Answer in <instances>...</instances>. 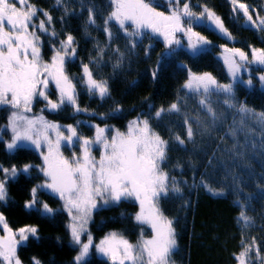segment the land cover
Here are the masks:
<instances>
[{"label":"trees","instance_id":"obj_1","mask_svg":"<svg viewBox=\"0 0 264 264\" xmlns=\"http://www.w3.org/2000/svg\"><path fill=\"white\" fill-rule=\"evenodd\" d=\"M146 1L159 7L157 0ZM238 1L248 6L255 19H264V0ZM30 3L41 10L39 15L43 19H46L44 12L52 16L51 28L58 34L56 37L48 33L43 35V52L47 59L53 55L52 45L59 39L69 33L75 39L77 55L66 61L65 72L76 84L77 102L86 111L76 112L66 104L51 113L58 124L72 125L80 135L92 138L93 125L108 126L113 133L117 129L125 132L129 121L147 113L154 116L155 110L178 104L179 112H165L159 119H150L152 128L169 142L167 159L161 167L175 178L181 189L179 193L169 191L159 200L161 211L173 221L175 230L176 249L171 254L172 261L175 264H237L234 254L242 251V242L250 244L255 239L262 259L253 254L252 264H264V123L250 113L238 111L243 104L256 113L264 112V90L257 76L264 74V66L254 68L256 76L251 89L240 82L236 84L232 101L236 107L233 108L223 103V93L204 94L201 98L184 87L189 69L193 73H211L220 84L231 83L216 53L222 46L247 51L264 49V26L250 25L241 12L233 13L230 0H190L194 12L199 13L207 6L219 15L232 38L222 37L205 25L194 24L193 29L211 44L197 54L176 46L175 52L169 55L163 40L150 32L130 38L115 21L107 25L112 33L109 38L104 22L112 11L110 0H63L61 5H57L56 0H30ZM88 7L93 8L95 15V23L91 25L86 23ZM133 39L135 47H132ZM100 49L103 55L96 59ZM158 62L159 71L153 79L151 73ZM82 63L89 64L96 79L107 81L108 96L101 99L89 95L79 83ZM49 87L55 99L56 92L51 84ZM202 99L205 104H201ZM117 107L119 112L115 111ZM209 107L215 116L208 111ZM8 114V108L1 106L0 137L4 141L11 136L10 129L5 127ZM186 119L193 129L190 140ZM177 134L184 139L183 145L175 141ZM65 151L70 152L67 148ZM28 163L40 165L42 158L27 146L9 152L0 142V164L19 167ZM202 177L210 178L214 188H223L224 195L208 192L200 184ZM44 179L33 169L30 176L21 174L10 180L6 186L9 199L0 203V213L13 230L26 225L39 230V240L30 237L17 248L22 264H33V257L41 264H74L77 250L71 244L68 214L57 210L53 217L44 216L24 207L30 199V189ZM37 198L55 208L61 204L58 197L47 191H38ZM237 201L245 205L243 210L252 218L248 227L238 223L242 209ZM138 209L137 203L129 199L95 210L89 230L96 240L115 231L136 241L141 237L142 228L147 231L143 235H150L149 228L135 220ZM84 264L111 263L93 252Z\"/></svg>","mask_w":264,"mask_h":264},{"label":"snow or ice","instance_id":"obj_2","mask_svg":"<svg viewBox=\"0 0 264 264\" xmlns=\"http://www.w3.org/2000/svg\"><path fill=\"white\" fill-rule=\"evenodd\" d=\"M62 2L63 0H56L57 5ZM230 2L233 13L241 12L247 22L256 23L246 4L239 3L238 0ZM168 3L169 12L165 14L157 11L151 2L146 0H110L112 11L104 22V31L111 38L112 33L107 27L110 21H115L130 38L140 37L143 30H150L152 34L163 37L169 55L182 43L177 37L178 33L186 37V47L193 53L211 44L206 37L193 31L194 24L205 25L222 37L232 38L223 19L207 6H203L197 13L192 10L190 0H168ZM39 11L41 10L32 5L30 0H0V106L10 109L5 127L11 131L9 140L4 141L3 137H0V142L4 143L9 152L25 145L31 146L42 158L40 165L28 163L19 167H4L0 164V203H6L9 199L6 186L10 180H15L21 174L30 176L32 170L36 169L45 179L30 189V199L25 202L24 207L44 216L55 214V209L37 198L38 191H47L63 201V209L70 217L68 228L71 243L79 247L74 264H84L93 246L98 253L111 261V264H171L170 257L176 247L175 230L173 221L161 211L159 200L169 191L179 193L181 189L175 178L170 177L161 167L167 159L169 142L152 128L150 119H159L165 112H179L178 104L173 103L168 109L161 107L155 110L154 116L147 113L129 121L126 132L117 129L110 139L108 126L93 125L94 136L86 138L72 125H60L45 119L43 115H26L32 111V103L36 98L45 101V109L48 111L55 112L66 104L76 112L86 111L81 109L77 102L76 84L65 72L66 60L77 55L75 39L70 33L64 39H59L52 45L53 55L50 61L45 62L41 55V40L37 30L52 37L58 34L51 28L52 16L49 13L44 12L46 19L35 22ZM87 11L86 23L94 24L93 8L88 7ZM259 25L264 26V19L259 20ZM132 47H135L134 39ZM222 47L223 63L233 82L238 79L241 69L246 68L248 64L264 65V49L253 48L252 59L249 60L248 55L238 48ZM102 55L103 49H100V55L96 59ZM158 71L159 62L158 67L151 73L153 79ZM82 73L79 83L89 95L101 99L109 95L107 81L96 79L89 64L82 63ZM188 75L189 78L184 84L186 89L203 94L223 93V103L230 108L236 107L232 103L233 83L220 84L207 72L198 75L189 69ZM259 81L264 87V74L259 76ZM244 83L251 86V76ZM50 84L54 85L57 91L56 100L48 95ZM201 104H205L204 99ZM45 109H41V112ZM115 111L119 112L120 108L117 107ZM208 111L215 116L211 107ZM238 111L250 113L259 122L264 123V112L256 113L243 104L239 106ZM185 123L187 138L190 140L193 137V129L187 119ZM62 129L68 134L65 135ZM174 139L179 145L185 143L178 134ZM62 144L70 148L78 144L80 155L73 152L71 158L65 157L61 152ZM93 145L101 148L99 159L92 155ZM209 179L202 177L200 184L212 195H224V189L214 188ZM124 199H135L139 202L140 211L136 213L135 220L150 226L153 233L151 238L145 239L141 233V238L132 243L122 235L112 232L93 245L92 236L87 233V241H82L81 237L87 232L86 226L93 210L103 205L118 204ZM237 203L242 209L238 223L248 227L252 218L243 210L245 205L240 201ZM0 226L4 233L0 235V264H22L17 256V247L27 242L30 237L39 240L38 228L26 225L13 230L3 213H0ZM242 245V251L234 254L237 264H252L253 254L262 259L255 239L250 244L242 242ZM33 264L41 262L33 257Z\"/></svg>","mask_w":264,"mask_h":264},{"label":"rangeland","instance_id":"obj_3","mask_svg":"<svg viewBox=\"0 0 264 264\" xmlns=\"http://www.w3.org/2000/svg\"><path fill=\"white\" fill-rule=\"evenodd\" d=\"M146 2H148V1H146ZM239 3H241L240 1H238ZM157 3H158V5H159V7H157V6H154L153 5V7H155L156 9H157V11H161V12H164L165 14H168V12H169V3H168V0H157ZM18 7H19V5H17ZM40 19H43L40 15H39V12L37 13V17L35 18V22H38ZM261 18H257V19H255L254 17H253V20L254 21H256V23L255 24H253V23H251V22H247V23H249L250 25H253V26H256L258 23H259V20H260ZM130 24V23H129ZM31 30V29H30ZM193 31H195L194 29H193ZM145 32H150L151 33V31L150 30H143V34L145 33ZM196 32V31H195ZM37 34L40 36V40H41V55H42V58H43V60L45 61V62H48V61H50V59H47L46 58V56H45V54H44V52H43V35L44 34H46V33H41V32H39V30H37ZM152 34V33H151ZM154 35V34H153ZM154 36H156L157 38H159V39H161V40H163V37H161V36H159V35H154ZM177 37L181 40V45H179V46H183V47H185L187 50H189L187 47H186V43H187V40H186V37H184L183 36V34H181V33H178L177 34ZM208 46H205V48H207ZM225 47H227V48H229V49H231V48H237V47H231V46H225ZM204 48V49H205ZM238 49H240V48H238ZM240 50H242V51H244L247 55H248V58H249V60H251L252 59V50H250V51H247V50H243V49H240ZM192 54H197V53H199L200 52V50L199 51H197V52H195V53H193L191 50H189ZM222 54H223V47H221V50H220V52H218V53H216V57L223 63V59H222ZM67 61V60H66ZM66 63V62H65ZM223 65H224V63H223ZM259 66H264V65H259V64H256V63H251V64H248L247 66H246V68H244V69H241V72H240V74H239V77H238V79L235 81V82H233L232 81V78H231V76H230V74L228 73V71H227V67H226V65H224V67H225V69H226V71H227V73H228V75L230 76V78H231V83H233V85H234V88H235V86H236V84L238 83V82H240V83H242L244 86H246L247 88H249V89H251L252 88V86H253V83H252V85L251 86H248L246 83H244V81H247V79L249 78V76H251V78H252V81L254 80V76H256V74H255V71H254V68H257V67H259ZM196 74H201V73H196ZM258 76V83H259V86L261 87V89H263L264 90V87H262V85H261V83H260V81H259V76L260 75H257ZM53 88H54V90H55V92H56V96L58 95L57 94V91H56V89H55V87H54V85H51ZM190 91V90H189ZM191 92H193V93H196V94H199V95H201V98H204V94L202 93V92H196V91H191ZM48 95H49V97L51 98V99H53V100H56L57 99V97L54 99L52 96H51V91H50V87H49V89H48ZM37 102V103H36ZM35 103H36V106H35ZM1 107V106H0ZM41 109H45V101H43L42 99H40V98H36V99H34V101H33V103H32V111L30 112V113H26V115H28V116H36V115H43L44 117H45V119H47V120H49V121H52V122H55V123H59V122H56L54 119H52V114L54 113V112H52V111H48L47 109H45L43 112H41ZM8 111H9V114H10V109L8 108ZM56 112V111H55ZM52 113V114H51ZM8 114V115H9ZM60 125H62V124H60ZM62 131H65V135H67L68 133H67V131L66 130H64V129H62ZM127 131V130H126ZM125 131V132H126ZM112 134H114L113 132H111V131H109L108 132V135H109V139L111 138V135ZM25 146H27V147H29V148H32L31 146H28V145H25ZM69 149V151L70 152H66L65 151V149ZM33 149V148H32ZM96 149V150H95ZM34 150V149H33ZM35 151V150H34ZM44 151H46V148L44 149ZM95 151H97L98 152V154L97 155H94V154H96L95 153ZM35 152H37V151H35ZM61 152L64 154V156L65 157H67V158H71V156H72V153L73 152H75L78 156L80 155V147H79V145L77 144V145H74V146H72L71 148L70 147H68V146H65L64 144H62L61 145ZM38 153V152H37ZM39 154V153H38ZM100 154H101V148H100V146H98V145H93V148H92V155L93 156H95L97 159H99V157H100ZM54 196V195H53ZM55 197H57V196H55ZM125 201H129V199H124ZM124 200H122V201H124ZM131 200H134L136 203H137V205H138V207H139V209H138V211H137V213L140 211V206H139V202L138 201H136L135 199H131ZM60 202H61V204H60V206L58 207V208H55V207H53V206H50L51 208H53V209H55L56 211L57 210H61V211H64V212H66L64 209H63V201H61L60 200ZM99 203V202H98ZM113 205H116V204H109V205H103V206H100V207H98L97 209H94L93 210V212H92V215H91V219L93 218V215H94V212H95V210H99V209H102V208H106V207H109V206H113ZM37 207H39V205H37ZM55 211V214L57 213ZM67 213V212H66ZM54 214V215H55ZM68 214V213H67ZM54 215H52L51 217H53ZM68 217H69V215H68ZM70 218V217H69ZM91 219L88 221V224H87V226H86V228H87V232L85 233V234H83L82 235V237H81V239H82V241H84V242H86L87 241V233H90L91 234V232H90V230H89V223H90V221H91ZM140 224V223H139ZM142 225V224H141ZM143 226H145V227H147V228H149V230H150V235H143V237L145 238V239H148V238H151V236L153 235V233H152V230H151V228H150V226H148V225H143ZM0 227H2V226H0ZM112 232H115V231H111L110 233H112ZM147 231H146V229H144V228H142L141 229V233H146ZM118 233V232H117ZM109 234V233H108ZM107 234V235H108ZM0 235H4V233H3V231L2 230H0ZM107 235H104L103 237H101L100 239H98V240H96L94 237H93V235L91 234V236H92V240H93V245H96V244H98L99 242H100V240H102L105 236H107ZM124 237V236H123ZM124 238H126V239H128L130 242H132V243H136L140 238H138L136 241H131L128 237H124ZM176 238V237H175ZM72 244V243H71ZM22 245V244H21ZM20 246V245H19ZM18 246V247H19ZM75 248H76V250H77V253H76V255L78 254V251H79V247L78 246H76V245H73ZM17 247V248H18ZM175 249H176V247H175ZM175 249L173 250V251H175ZM172 251V252H173ZM94 252V254L95 255H97V256H99V257H102V258H105V259H107L106 257H104V256H102L100 253H98L97 251H96V249H95V247L93 246L91 249H90V252H89V255L86 257V259H88L89 257H91V254ZM85 259V260H86ZM108 260V259H107ZM109 261V260H108ZM170 261H171V264H175L173 261H172V258L170 257ZM110 263H111V261H109Z\"/></svg>","mask_w":264,"mask_h":264}]
</instances>
